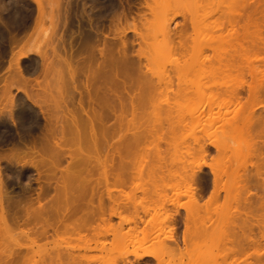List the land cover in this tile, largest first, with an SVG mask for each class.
I'll return each mask as SVG.
<instances>
[{
	"label": "rangeland",
	"instance_id": "obj_1",
	"mask_svg": "<svg viewBox=\"0 0 264 264\" xmlns=\"http://www.w3.org/2000/svg\"><path fill=\"white\" fill-rule=\"evenodd\" d=\"M49 1L43 0L42 9L36 12L29 0H8L6 4L0 0V94L8 89L13 99L11 105L0 100V156L13 147L1 142L4 125L13 126L18 134L25 136L15 145L21 152L33 146L38 151L44 119L51 118L53 124L58 122L65 127L61 131L58 124L52 132V141L62 138L61 149L44 153L56 160L55 166L40 168L41 176L28 164L8 165L0 161L8 175L5 186L15 203L11 214L16 213L19 222L5 224L0 211V264L3 261L15 264L252 262L256 247H251L243 257L232 255L235 245H229L228 235L241 227L243 215L247 214L250 219L246 226L253 238L259 240L264 236V170L261 179L256 178L255 168L262 161L257 157L245 158L243 137L235 134L233 139H228L224 132L226 123L239 121L250 106L255 118L264 117V52L256 54L250 50L249 62H240V70H227L228 77L221 75L226 72L221 68L224 61L212 60L230 54L228 13L243 9L244 0H155L152 15L140 7L142 0H118L124 9L118 8L116 15L97 10L98 1L63 0L68 10V30L63 36L66 42L72 41L75 61L87 56L84 51L80 52L84 42L89 41L91 46L96 44H92L94 37H88L89 28L94 30V24H98L101 31L98 48L105 40L111 45L115 58L120 49V32L126 30L128 56L133 63L129 71L137 78L135 84L145 87L152 83L140 109L141 118L136 119L138 125L131 124V108L123 100L119 118L115 121L111 115L103 138L97 133L96 142L79 107L78 93H81L83 108L89 110L83 86L86 71L79 72L76 81L71 83L68 69L52 53L60 44L58 38L62 33L55 37L52 30L54 12ZM126 3L130 6L128 10ZM84 7L87 11L83 14ZM252 8L254 13L247 32L238 30L240 39L244 37V46L249 49L248 42L264 41V8L253 4L249 11ZM140 14L145 15L146 21L137 22L132 28V19L137 20ZM191 19H195L193 28L189 25ZM168 23L174 29L187 27L184 50L162 32V24ZM245 23V17L238 19L239 26ZM70 33H73L72 40ZM10 36L19 39L12 50ZM28 51L33 54L17 61L19 53ZM16 64L28 80L27 86L14 79ZM215 81L223 87L213 99L211 84ZM241 84L240 99L231 100L229 91ZM247 86L262 89L256 100L248 96ZM20 89L31 91L32 99L43 108L44 114L26 100ZM11 109L12 120L9 118ZM70 115L79 123L77 132L68 127ZM133 133L142 135L143 139L129 149L120 180L105 177L104 169L108 168L112 147L130 141ZM213 140L219 144L217 151L208 146ZM16 141L17 138L12 140ZM261 142L264 143V137L254 140L249 151L254 155L264 154ZM202 145L207 146L206 154L199 151ZM211 171L217 175L215 186ZM194 172H198L197 178L193 177ZM244 173L251 176L247 183L249 193L240 179ZM46 176L52 177V181L44 203L53 196L56 183L62 182L72 192L89 195L95 191L104 201V214H97L85 225L77 223L80 228L59 227L46 237L40 236L41 227L37 222L23 223L21 207L25 195L29 196L31 205L35 204L39 189L45 190L47 186ZM25 185L31 186L27 194L23 192ZM2 197L0 191V201ZM245 199L249 205L243 203ZM112 211L115 217H109ZM72 220L64 225L71 224ZM184 233L185 246L181 244ZM173 240L179 243L178 251H171ZM143 252H152L156 258L136 263L134 254ZM260 264H264V257Z\"/></svg>",
	"mask_w": 264,
	"mask_h": 264
},
{
	"label": "bare ground",
	"instance_id": "obj_2",
	"mask_svg": "<svg viewBox=\"0 0 264 264\" xmlns=\"http://www.w3.org/2000/svg\"><path fill=\"white\" fill-rule=\"evenodd\" d=\"M3 3H7L8 0H1ZM36 8V12H40L42 9L43 0H29ZM100 2V8L97 9L99 11L103 10L105 13L116 15L117 9H124L122 3H119L118 0H93ZM155 0H142L140 4L141 8L147 10L149 15L153 14L152 4ZM129 3H132L129 1ZM49 4L53 7L54 18L52 30L54 31L55 37L60 32L62 35L58 38V44L52 49V53L56 59L60 61V63L64 64L68 69L69 80L71 83L76 81L77 75L79 72L86 71L84 74L85 83L83 84L84 90L86 91L89 110H85L83 108L82 103V94L78 93L80 96L79 107L81 109V113L86 117V125L88 126L91 134L93 142H96L98 139L96 134L99 133V136L103 138V134L107 130V120L110 119L111 115L117 121L119 118L118 113L123 109V100L127 102L131 108V124L137 126L139 122H136V119L141 118L140 109L144 103V97L150 88H152V83H147L144 87L143 85L136 86L135 82L137 80L136 77H133L130 73V66L132 61L128 56V43L125 39L126 30H122L120 32V49L117 52V57L113 56V50L111 45H109L105 40H103V44L101 48H98L97 44L99 42L98 36L101 35V31L98 29L99 25L94 24V30L89 28L88 37H94L92 40V44L94 46L89 45V41H86L82 44L81 51L86 53V57L81 61L74 60V46L72 41L66 42L64 40V36L66 31L68 30V10L63 5V0H50ZM256 4L257 7L262 6L264 8V0H244L243 9L240 11H230L227 17V25L229 27V40L227 42L228 49L230 54L225 58L214 57L212 60L216 62L224 61L221 66L226 72L221 73L223 77H228L230 74L227 73V70H240L241 64L240 62L246 61L249 62V51L252 50L256 54L260 51L264 52V41L261 39H257L256 41H250L251 49L249 47L244 46V37L240 39L238 30H241L242 33L247 32V27L249 26V21L254 11L250 10V7ZM126 3V9L128 10L130 6ZM131 5V4H130ZM245 10H248L245 12ZM84 12L87 11L86 7L81 10ZM122 14V13H121ZM245 17L247 23L242 26L238 25V19ZM115 17V16H114ZM197 19V18H196ZM141 21H146V17L144 14L138 15V19H132L131 27L135 28L136 23L141 24ZM173 21V19H172ZM195 19H191L190 28L194 27ZM118 24L120 23V17L117 20ZM256 31L259 32L260 29L256 24H253ZM128 26V25H127ZM178 30V31H176ZM127 31H130L127 28ZM162 32L169 38L172 39V42L178 47L180 50L185 49V37L187 32V27L182 25L180 27H176L174 29L171 26V23L162 24ZM243 36V34H242ZM73 33H70V40H72ZM105 37V36H103ZM90 40V41H91ZM19 42V39H16L14 36H10L9 43L12 46H15ZM96 52V53H95ZM28 54H33L32 51H28L26 53H19L18 59H26ZM98 58L96 57V55ZM14 79L17 78L19 82H22L25 86L28 85V80L24 77L22 70L19 68V65H15ZM241 76V75H239ZM124 81V82H123ZM129 82L126 84L125 82ZM97 84H101L102 86L97 87ZM211 86L214 88V93L212 94V98L216 99L218 96L217 90L222 88L223 85L218 82H212ZM243 84L232 88L229 91V97L231 100L238 101L240 99L239 90H242ZM260 86V85H259ZM31 90V89H30ZM260 87H252L247 86L248 96L251 100H256L257 95H259ZM73 91H76V88H73ZM26 100L34 107L38 108V110L44 114L43 108L37 105L36 101L31 97V91L26 89H20ZM123 94L125 97H123ZM0 100L5 101V103L11 105L12 97L10 91L8 89H4L1 91ZM261 103V102H260ZM259 103V105H260ZM252 104V103H249ZM13 109V108H12ZM9 110V118L13 119V111ZM55 109L59 110V106H55ZM30 117V115H28ZM27 118V116L25 117ZM28 119V118H27ZM30 119V118H29ZM21 120H25L22 118ZM44 134L39 142V149L36 151V148L33 146L32 149H28L27 152H21L17 149L15 145L21 143V139L25 136L18 134L15 131V128L10 125H4L5 129L4 138L1 140L3 144L12 145V149H9L7 154L0 156V161H4L8 165H18L22 163L23 165L28 164L33 170L37 172L38 176H41V167H45L47 165L55 166L54 161L56 157L46 156L44 153L47 151H60V142H62V138L57 141H52V132L55 126L60 127L61 131L64 130V125L62 123H52L51 118L44 119ZM69 129H74L75 132L78 131L79 123L75 120L73 115H70L68 121ZM213 122V120H210ZM24 123V121L22 122ZM227 127L224 135L228 137V139H233L235 134H239L243 137V147L245 149L244 157L247 159H252L257 157L260 161H262L261 165H258L255 169V176L258 179H261L262 171L264 170V154L257 152L254 155L253 151H249L250 144L254 141L264 137V117H254L253 108L250 106L245 109L243 116L239 121H229L225 125ZM23 130H28V128H23ZM13 136V137H12ZM131 140L127 142H120L115 147H112V152L109 156V164L108 168L104 169L105 177H113L115 180H120L121 176L124 173L125 168V158L129 152V149L138 144V142L143 139L142 135L133 133L130 135ZM14 138H17L16 142H12ZM262 143V142H261ZM15 146V147H14ZM208 146L212 147L216 151L219 149V144L216 140H213L208 144ZM264 147V143H262ZM5 151V150H4ZM199 151L202 154H206L207 146L202 145L199 147ZM239 151V149H238ZM26 158H30L28 161H25ZM4 167L0 164V191H2L3 197L0 201V211L2 215V221L12 224H19L18 216L16 213L11 214L12 207L15 205L13 202V198L11 196V192H9L5 186V178L8 175L4 172ZM198 172L193 173V177L197 178ZM211 176L213 177L212 184L215 186L216 174L214 171H211ZM22 177V175H21ZM241 182L244 184L243 188L249 193V187L247 183L250 181L251 176L246 175L245 173L241 176ZM44 181L47 183L45 190L39 189V193L36 195L35 204L31 205L29 196L24 197V206L21 207L23 212V221L24 224H29L32 222H37L41 227L40 236L46 237L50 232H55L54 229H58L62 227V229H71L80 228L79 224L85 225L86 222L90 219H93L97 216V214H104V201L102 197H97L95 191H91L89 195L84 192H72L65 188L64 183L57 182L53 188V196L47 202H43L46 199V191L50 187V182L52 181V177H45ZM264 181L262 180V185ZM31 190L30 185H25L23 187L24 194L29 193ZM200 195V190L197 196ZM243 203L249 205L248 199H245ZM115 212H110L109 217H115ZM72 220L71 224L64 225V222L68 220ZM250 217L247 214L243 215L242 225L238 228L237 231L232 230L228 235V243L229 245H235L233 249H231L232 255H238L243 257L247 251L253 247L254 257L255 259L252 262H248L247 260H241L239 264H260V260L264 257V236H260L259 240L253 238V234L250 231L249 227L246 226L248 224ZM230 224L234 225V222L229 221ZM79 223V224H77ZM76 226V227H75ZM261 242L263 244H261ZM181 244L185 246L187 244V238L185 237V233L183 234ZM180 246L176 240H173L172 250H179ZM156 257L152 252H143L141 254H134V260L136 263L143 261L144 259H152L154 260ZM8 260V259H7ZM72 262V259H70ZM1 264H15L12 261H3ZM17 264V263H16Z\"/></svg>",
	"mask_w": 264,
	"mask_h": 264
},
{
	"label": "flooded vegetation",
	"instance_id": "obj_3",
	"mask_svg": "<svg viewBox=\"0 0 264 264\" xmlns=\"http://www.w3.org/2000/svg\"><path fill=\"white\" fill-rule=\"evenodd\" d=\"M98 4H100V2Z\"/></svg>",
	"mask_w": 264,
	"mask_h": 264
}]
</instances>
